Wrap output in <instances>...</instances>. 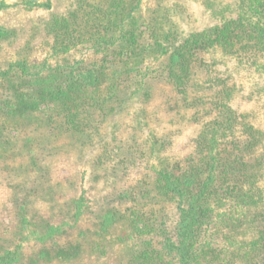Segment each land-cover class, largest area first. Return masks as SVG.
I'll return each mask as SVG.
<instances>
[{
  "label": "rangeland",
  "instance_id": "rangeland-1",
  "mask_svg": "<svg viewBox=\"0 0 264 264\" xmlns=\"http://www.w3.org/2000/svg\"><path fill=\"white\" fill-rule=\"evenodd\" d=\"M32 1L34 0H0V30L8 31V35L0 38V74L11 75V83L0 77V98L10 92L12 84L17 88L15 77L21 74L24 67L53 68L81 62L85 68H91L96 63H102L107 68L105 83L97 88L94 95L101 109L97 114L98 123L93 122L88 127V132L94 137V145L82 146L65 131L62 134L52 132L56 136L52 137L53 145H46L49 153L45 154L47 159L43 165L50 172L48 178L60 199L57 204L36 203L29 209L34 221L45 219L55 226L62 225L65 231L61 235L62 246L80 243L83 247L80 249L84 252L79 258L69 262L38 264H130L132 252L141 239L136 235H127L134 220L141 218L142 213L147 215L146 218L149 217L151 210L155 209V216L159 218L167 214L164 221L172 227L178 218V203L157 196L154 191V195L152 194L156 182L155 171L157 168H169L170 162L180 163L184 172H192L195 167L193 162L200 157L196 153L194 140L207 124L217 119L216 110L220 103L218 99L222 95L228 98V108L246 117L244 125L240 124L236 132L226 139L227 146H241L243 151L237 154L251 167V174L255 177L253 191L262 192L261 204L257 205L258 211L264 212V55H259L253 63H245V52L232 54L226 53L221 47H212L209 54H202L198 59L194 56L196 63L192 68L190 87L179 92L168 80L164 68L166 59L155 53L145 60L139 73H130L131 82L135 76L137 78L136 87L142 84L141 93L123 103L115 98L112 102H107L108 90L114 83L124 86L129 82L130 77L125 83L119 79V74L127 70L124 65L121 67L118 61L112 62L108 57L111 53H105L103 49L97 53V49L83 46L62 55L55 53L53 49L54 43L48 26L50 21L54 17H67L78 0H38L43 5H51L50 9L26 5ZM87 1L96 5L109 2ZM122 1L133 3L138 0ZM241 1L141 0L137 13L144 26L140 30L145 32V40L150 34H158L159 39L164 42L162 46L174 51L183 47L189 39L190 42L197 41L203 30L214 27L218 17L219 20L236 19L242 13L237 9ZM216 14L218 17L215 18ZM249 28L246 26L245 31ZM205 39L209 44V38ZM148 40L151 41L150 38ZM138 74L142 78L145 75L144 80ZM127 78V75L122 76V80ZM21 90L27 92V89ZM146 93L149 95L145 96ZM18 117L19 114L7 111L0 113V134L3 136L0 145L3 146L0 147V249L19 247L25 255L19 264H35L32 259L41 247L33 239L24 240L26 233L22 234L19 230L17 211L13 204L20 194L17 186L26 188L30 181V176L23 173L28 160L26 156H22L20 145L28 137L40 138L48 133L45 126L47 115L37 113L31 119ZM22 121L29 125L20 124ZM245 125L253 127L254 133L260 137V143L254 150L245 146ZM137 136L142 141L140 145L153 144L162 138L161 140H173V146L169 153L168 150L159 153L154 146L148 160L141 161L129 177H124V181L118 179L113 183L110 179V169L114 165L113 150L120 148L122 141L126 150L129 142L132 144ZM42 147L36 151L37 157L44 158L41 154L45 147ZM131 189V199L117 203V194ZM81 198V215L73 216L72 209ZM116 205L123 219L105 237L96 236L100 216ZM254 209L252 214L257 212ZM256 226L253 223L247 226L237 242L245 240V244H248L255 240ZM209 228L206 237L214 230L216 237L214 234L213 242H216V246L221 243L226 247V238L219 237V233L224 232L223 229H214V222ZM93 240L99 242V250L92 248ZM246 250L245 246L244 251Z\"/></svg>",
  "mask_w": 264,
  "mask_h": 264
},
{
  "label": "trees",
  "instance_id": "trees-1",
  "mask_svg": "<svg viewBox=\"0 0 264 264\" xmlns=\"http://www.w3.org/2000/svg\"><path fill=\"white\" fill-rule=\"evenodd\" d=\"M140 2L141 0L133 3L109 0L103 5H96L87 0H78L67 17H54L48 25L54 52L67 54L83 46L97 49V53L100 49L105 53L110 52L111 56L108 57L112 62L118 61L121 67L124 65L127 68L119 74V79L124 83L129 79L130 73L142 70L146 59L159 53L160 58L166 59L164 68L169 82L179 92L190 87L192 68L196 63L194 56L198 59L202 54H209L212 47H221L226 53L232 54L245 52V63H253L259 55H264V0H242L237 8L242 13L231 21L219 20L217 14L214 15L218 20L213 28L203 30L197 41L190 42L189 39L183 47L174 51L162 46L164 42L159 39L158 34H150L151 41L149 38L145 40V32L140 30L144 25L137 13ZM26 5L44 9L51 7L38 0ZM246 26L250 27L248 31H245ZM5 35H8V31L0 30V38ZM205 38H209V44ZM80 65L83 64L77 62L71 66L53 68L24 67L21 74L15 77L17 88L12 84L10 92L0 98V113L7 111L19 114L18 119H31L37 113L47 115L45 126L48 133L40 138L28 137L20 145L22 156H26L28 160L23 173L30 176V181L26 188L17 186L20 194L13 204L17 211L19 230L22 234L26 233L24 240L33 239L41 247L32 259L35 264L69 262L76 260L84 252L80 249V243L67 247L60 244L61 235L65 234L61 224L55 226L45 219L34 221L35 218L29 214L30 207L36 203L57 204L60 199L48 178L50 172L43 165L47 159L45 154L49 153L46 145H53L52 137L56 136L52 132L62 134L65 131L82 146L94 145V137L88 132V127L93 122L98 123L97 114L101 109L94 95L97 88L105 83L107 68L102 63H96L91 68H78ZM123 75L128 78L122 80ZM138 76L144 80L145 75L143 78L140 74ZM0 77L11 83L9 73L0 74ZM116 79L118 80V74ZM136 79L135 76L131 82L130 77L128 84L124 86L114 83L108 90L106 101L112 102L115 98L123 103L141 93L142 84L136 87ZM21 89H27V92ZM147 95L149 94L146 93L145 96ZM227 100L224 95L219 96L217 119L207 124L194 140L196 153L200 157L193 162L195 167L192 172H184L180 163L170 162L169 168L156 169L155 187L153 190L150 187L152 194L154 191L157 196L177 201L178 218L174 221V227H169L164 221L167 214L159 218L155 216L156 210L152 209L149 217L146 218L147 215L142 213L141 218L134 220L127 235L150 239H140L141 244H137L133 250L130 264H264V212H259L257 206L261 204L262 192L253 191L255 177L251 174V167L237 154L243 151L241 146L234 145L230 148L226 140L236 132L240 124L244 125L246 117L228 108ZM22 123L29 125L26 121L20 124ZM245 126V146L254 150L260 143V137L254 133L253 127ZM138 137L132 144L129 142L126 150L123 141L120 148L113 150L114 165L110 169L113 183L118 179L124 181V177H129L141 161L148 160L154 146L159 153L166 150L169 153L173 146V140H161L162 138L153 144L140 145L142 141ZM2 142L3 136L0 134V145ZM42 145L45 147L41 154L44 158L37 157L36 152L43 148ZM131 194L132 189L119 192L116 196L117 203L131 199ZM82 204L83 198L72 209L73 216L81 215ZM253 209L257 211L255 214H252ZM122 219L123 215L118 212L117 205L107 210L100 216L96 236L105 237ZM212 222L214 229H223L224 232L219 233V237L226 238V247L221 243L216 246V242H213L214 230L206 237ZM251 223L257 225L255 240L248 244H245V240L237 242V238L242 237L243 230ZM98 243L94 240L91 243L94 250L100 249ZM245 246L247 252L244 251ZM18 248L0 249V264L21 263L25 255Z\"/></svg>",
  "mask_w": 264,
  "mask_h": 264
}]
</instances>
